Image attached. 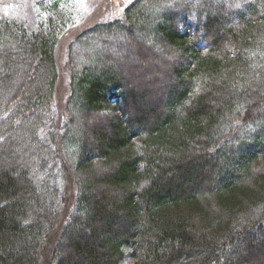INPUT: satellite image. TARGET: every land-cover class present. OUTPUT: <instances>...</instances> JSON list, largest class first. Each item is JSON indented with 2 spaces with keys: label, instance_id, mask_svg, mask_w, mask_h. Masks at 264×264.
<instances>
[{
  "label": "trees",
  "instance_id": "trees-1",
  "mask_svg": "<svg viewBox=\"0 0 264 264\" xmlns=\"http://www.w3.org/2000/svg\"><path fill=\"white\" fill-rule=\"evenodd\" d=\"M114 1L0 0V264H264V0Z\"/></svg>",
  "mask_w": 264,
  "mask_h": 264
},
{
  "label": "rangeland",
  "instance_id": "rangeland-1",
  "mask_svg": "<svg viewBox=\"0 0 264 264\" xmlns=\"http://www.w3.org/2000/svg\"><path fill=\"white\" fill-rule=\"evenodd\" d=\"M114 2H115L114 5L116 7L120 1L115 0ZM85 15H88V13H86ZM104 36L107 37V35H104ZM111 40L108 45H105V43H102V44L100 42L98 43L99 40H97V42H91V45H89L90 47L86 50V53H88L92 49H97V50H100L101 52H103V50L104 51L107 50L111 54L110 56L113 58V60L117 61V63H119V66L123 69L124 68L127 69V65H128L127 61L129 59V62L130 63L132 62L136 66V70L138 72L144 73L140 75V77L139 76L138 77L140 81L144 82V84L146 83L145 89L151 88L149 86L150 84H147V83L152 82L151 80L153 78H158V79L162 78V74H160L161 72L164 71V73L165 72L167 73V69L171 65V63H169V61H171L172 59L170 55L177 54V52L176 53L173 52V50L168 45H166L165 47H162V48H158V47L153 48L152 53L151 51H148L149 49H146V51L149 52V56H150V58H148V57H145V55H143L144 54L143 50L138 51L137 54L133 52L134 49L131 47V45L133 44L132 45L133 47L136 46L133 42L124 41L119 36H114L113 38H111ZM124 45L126 47L123 48ZM136 48L137 50H139L138 47ZM64 49H65V44L60 43L57 49V54H56L57 65H58L56 113L58 115L57 117H59L60 119L63 118V107L62 106L64 104V101H65V98L68 92V73H67L68 70H67V66L65 62V50ZM127 49L129 50L126 51ZM133 57H136V58H133ZM83 63H86V62L83 61ZM158 96H159V92L157 91L155 92V98H157ZM94 115L101 117V114L99 115L95 113L93 114V116H90V117L87 116V120L85 124H89V125L95 124L97 120L95 119ZM207 170L210 173H212V168L207 167ZM209 183L212 184L213 180L209 181Z\"/></svg>",
  "mask_w": 264,
  "mask_h": 264
}]
</instances>
